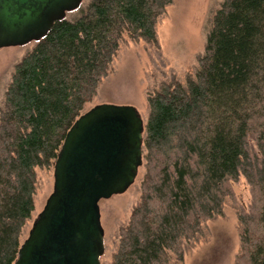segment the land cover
<instances>
[{
    "label": "trees",
    "instance_id": "16d2710c",
    "mask_svg": "<svg viewBox=\"0 0 264 264\" xmlns=\"http://www.w3.org/2000/svg\"><path fill=\"white\" fill-rule=\"evenodd\" d=\"M173 0H84L15 65L0 111V264H15L35 212L37 169L54 168L126 35L154 44ZM194 77L149 95L142 201L110 264H170L222 214L243 176L238 264H264V0H223Z\"/></svg>",
    "mask_w": 264,
    "mask_h": 264
},
{
    "label": "water",
    "instance_id": "95a60500",
    "mask_svg": "<svg viewBox=\"0 0 264 264\" xmlns=\"http://www.w3.org/2000/svg\"><path fill=\"white\" fill-rule=\"evenodd\" d=\"M84 0H0V50L37 42ZM145 122L133 106L100 104L68 131L54 186L15 264H101L100 202L125 193L143 165Z\"/></svg>",
    "mask_w": 264,
    "mask_h": 264
},
{
    "label": "rangeland",
    "instance_id": "374dc122",
    "mask_svg": "<svg viewBox=\"0 0 264 264\" xmlns=\"http://www.w3.org/2000/svg\"><path fill=\"white\" fill-rule=\"evenodd\" d=\"M223 0H173L156 25L157 41L149 44L132 41L124 36L119 50L102 79L97 93L86 104L83 113L96 105H128L135 107L146 123L150 109L148 97L166 83L185 84L194 77L199 58L206 46L209 22L213 12ZM35 43L0 50V111L5 92L11 81L15 65L29 53ZM146 174L144 165L139 169L135 183L123 194L100 202L101 222L105 231V251L101 264H110L119 245L121 228L125 227L133 210L142 201V182ZM54 168L37 169L35 212L25 225L22 243L38 215L52 194ZM232 195L224 202L222 214L202 223V232L184 241L183 258L173 256L170 264H238L242 254V211L252 203L251 187L241 176L231 184Z\"/></svg>",
    "mask_w": 264,
    "mask_h": 264
},
{
    "label": "bare ground",
    "instance_id": "6f19581e",
    "mask_svg": "<svg viewBox=\"0 0 264 264\" xmlns=\"http://www.w3.org/2000/svg\"><path fill=\"white\" fill-rule=\"evenodd\" d=\"M146 124V123H145Z\"/></svg>",
    "mask_w": 264,
    "mask_h": 264
}]
</instances>
